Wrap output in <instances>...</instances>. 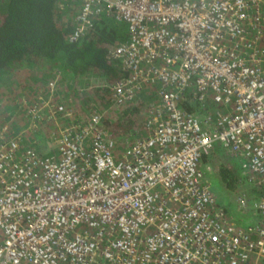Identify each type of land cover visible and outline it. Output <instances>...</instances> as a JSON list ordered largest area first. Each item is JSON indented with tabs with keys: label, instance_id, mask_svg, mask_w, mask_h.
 <instances>
[{
	"label": "built area",
	"instance_id": "obj_1",
	"mask_svg": "<svg viewBox=\"0 0 264 264\" xmlns=\"http://www.w3.org/2000/svg\"><path fill=\"white\" fill-rule=\"evenodd\" d=\"M73 1L71 43L101 16L125 25L107 109L144 100L143 121L118 147L102 112L74 120L52 98L58 76L24 111L32 131L70 118L52 152L2 120L0 264H264V0ZM217 146L243 159L251 223L215 203L198 167Z\"/></svg>",
	"mask_w": 264,
	"mask_h": 264
},
{
	"label": "trees",
	"instance_id": "obj_2",
	"mask_svg": "<svg viewBox=\"0 0 264 264\" xmlns=\"http://www.w3.org/2000/svg\"><path fill=\"white\" fill-rule=\"evenodd\" d=\"M75 12L73 0H0V109L11 105L14 110L21 98L31 103L38 95L48 97L46 83L58 76L52 98H59L72 112L84 113L82 119L74 113V120L85 119L92 109L102 112L100 129L119 147L141 126L139 110L144 102H131L118 115H104L108 85L121 73L108 50L125 39V25L101 16L88 34L71 43L67 38ZM0 115L16 119L6 110ZM218 170L223 183L230 185L229 174Z\"/></svg>",
	"mask_w": 264,
	"mask_h": 264
},
{
	"label": "rangeland",
	"instance_id": "obj_3",
	"mask_svg": "<svg viewBox=\"0 0 264 264\" xmlns=\"http://www.w3.org/2000/svg\"><path fill=\"white\" fill-rule=\"evenodd\" d=\"M262 43H264V41ZM58 86L60 85H57V87ZM60 88L61 90L64 89L61 86ZM66 88L67 87H65L63 94L66 92L67 90ZM17 91H19V89H17ZM16 103H17V106H15L16 108L12 107L14 110L9 108L11 107V105H6L4 107H1L0 109V112L1 110H3V112L6 110L8 113L10 112L13 113L12 119L13 117H16L15 119L16 121L14 120L12 122L10 119L6 117V115L4 116L0 115V122L2 120L7 121L9 123V128L13 133L15 131L20 132V134L23 136L24 144H27L33 147L35 150H37L38 152L42 154H47V153L52 152L54 147L51 142L53 138L51 134L55 132L57 125L67 123L70 120V118L57 119L56 123L52 122L47 125L46 124L41 125L39 128H37L34 131L26 130V124H24L23 126L21 124H23V121L26 122L24 111H25V107L27 106L29 102L26 101L25 98H21L20 104L18 101ZM73 111L74 112L72 113L76 114L77 119L84 118L83 117L84 113L81 116L80 113H77V110L73 109ZM75 114L73 116H75ZM104 115L111 116L113 115V113L107 111L105 108ZM22 116H23V120H22ZM78 116H81V117H78ZM216 149H218L219 151V156H216L214 155V153H211L208 156V159L210 162L209 161L204 162V160H201L198 163V167L203 173V178L209 184V191L214 196V201L219 207L225 206L231 212V214H233L242 224L251 223L252 222L251 219L254 221L255 215L252 212L250 205L252 202L255 201L256 195H255V192L253 191V184L248 182L246 175L241 172L242 171L241 163L243 162V159L241 157L231 156L228 152H226L220 146H217ZM225 154L227 156H224ZM207 166H209V171H206ZM219 168H223L224 171L229 174V180H231L232 182L228 186L229 188H227L224 185L221 178L218 177L216 172ZM238 194H243L247 200L243 208L239 207L237 205V202L235 201V197ZM237 207L239 210H245L247 212L241 213L239 212V210H237Z\"/></svg>",
	"mask_w": 264,
	"mask_h": 264
},
{
	"label": "crops",
	"instance_id": "obj_4",
	"mask_svg": "<svg viewBox=\"0 0 264 264\" xmlns=\"http://www.w3.org/2000/svg\"><path fill=\"white\" fill-rule=\"evenodd\" d=\"M212 153H214V155H216V156H219V151H218V149H214L213 150V152ZM210 155V154H209ZM209 155H207V156H204L203 158H202V160H204V162L206 161H209V159H208V156ZM210 162V161H209ZM206 171H209V166H207V169H206ZM217 173V175H218V177H219V173H218V171L216 172ZM225 185V184H224ZM226 186V185H225ZM229 185H227L226 187L227 188H229L228 187ZM239 195V194H238ZM235 201H236V197H235ZM222 208H224V210L228 213V214H230V215H232V216H234L233 214H231V212L225 207V206H221ZM237 210H239L238 209V207H237ZM239 212H241V213H244V212H247V211H245V210H239ZM235 217V216H234ZM235 220L238 222V223H241L236 217H235ZM251 221H253L252 219H251ZM242 224V223H241Z\"/></svg>",
	"mask_w": 264,
	"mask_h": 264
}]
</instances>
